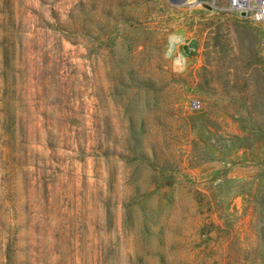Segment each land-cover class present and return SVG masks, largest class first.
<instances>
[{
    "label": "rangeland",
    "instance_id": "rangeland-1",
    "mask_svg": "<svg viewBox=\"0 0 264 264\" xmlns=\"http://www.w3.org/2000/svg\"><path fill=\"white\" fill-rule=\"evenodd\" d=\"M229 0H0V264H264V20Z\"/></svg>",
    "mask_w": 264,
    "mask_h": 264
},
{
    "label": "built area",
    "instance_id": "built-area-1",
    "mask_svg": "<svg viewBox=\"0 0 264 264\" xmlns=\"http://www.w3.org/2000/svg\"><path fill=\"white\" fill-rule=\"evenodd\" d=\"M206 1L213 2L214 0ZM227 8L245 17L264 20V0H229Z\"/></svg>",
    "mask_w": 264,
    "mask_h": 264
},
{
    "label": "water",
    "instance_id": "water-1",
    "mask_svg": "<svg viewBox=\"0 0 264 264\" xmlns=\"http://www.w3.org/2000/svg\"><path fill=\"white\" fill-rule=\"evenodd\" d=\"M177 3H179V4H183V3H186L187 2V0H175Z\"/></svg>",
    "mask_w": 264,
    "mask_h": 264
},
{
    "label": "bare ground",
    "instance_id": "bare-ground-1",
    "mask_svg": "<svg viewBox=\"0 0 264 264\" xmlns=\"http://www.w3.org/2000/svg\"><path fill=\"white\" fill-rule=\"evenodd\" d=\"M193 1V0H192ZM217 0H214L213 2H208L212 7L215 6Z\"/></svg>",
    "mask_w": 264,
    "mask_h": 264
}]
</instances>
